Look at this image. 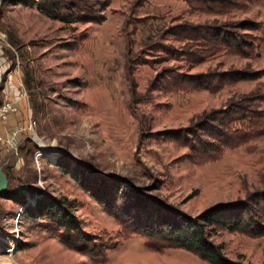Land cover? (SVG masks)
<instances>
[{"label":"rangeland","instance_id":"1","mask_svg":"<svg viewBox=\"0 0 264 264\" xmlns=\"http://www.w3.org/2000/svg\"><path fill=\"white\" fill-rule=\"evenodd\" d=\"M90 1L104 7L99 23L65 24L0 0L1 106L9 101L3 93L18 95L10 85L22 97L17 113L0 121V165L9 189L30 185L31 204L45 194L69 199L85 231L118 247L97 263L6 194L0 264H208L125 234L57 163L67 157L88 171L90 185L123 179L194 216L264 190V134L204 164L192 152L210 115L232 108L238 120L249 109L264 110V0ZM245 21L260 30L238 29ZM219 29L248 41L247 54L217 39ZM238 73L253 76L223 82ZM194 75L214 89L184 88ZM241 129L230 141L248 135ZM214 240L232 259L264 264V237L224 232Z\"/></svg>","mask_w":264,"mask_h":264},{"label":"trees","instance_id":"2","mask_svg":"<svg viewBox=\"0 0 264 264\" xmlns=\"http://www.w3.org/2000/svg\"><path fill=\"white\" fill-rule=\"evenodd\" d=\"M10 2L35 7L48 18L65 24L99 23L103 19L102 4L90 0H10ZM237 28L257 32L261 26L256 22L245 21ZM216 38L227 41L229 47L240 54H247L246 50L250 46L240 34L234 35L229 30L219 29ZM237 75V77L236 74L225 75L223 82L248 80L253 76L244 73ZM186 79L188 80L184 88L192 86L214 89L212 82L201 83L198 80L202 78L197 75L187 76ZM249 101L246 100L248 103L245 104L252 108L255 103ZM231 109L223 112L221 116L219 113L210 115L197 129L201 135L196 139L192 152L200 163L218 160L226 148H236L264 134L262 133L264 110L249 109L247 114L237 120L230 116ZM236 113L239 114V111ZM241 128L248 129V135L237 141H230V134ZM170 134L175 136L178 133L172 131ZM190 134L195 136L196 133ZM57 166L69 174L125 234L143 237L150 249L184 251L208 264H253L230 258L225 253L223 245L216 243L214 238L224 232L239 233L253 238L264 237V190L254 191L245 198L235 201L217 203L194 216L155 196L154 191H143L123 179L107 177L101 179L97 185H90L88 171L80 164L72 166L67 157L61 159ZM32 191L34 190L30 185L23 184L9 189L7 196L20 208H24V213L30 219L44 221L57 231L63 244L97 263L106 262L108 253L118 247V242L112 239L106 241L103 237L85 231L82 222L76 216L74 204L69 199L45 194L31 204L30 198L34 195Z\"/></svg>","mask_w":264,"mask_h":264},{"label":"built area","instance_id":"3","mask_svg":"<svg viewBox=\"0 0 264 264\" xmlns=\"http://www.w3.org/2000/svg\"><path fill=\"white\" fill-rule=\"evenodd\" d=\"M2 37H0V40ZM18 111V106L16 102L8 101L2 104L0 107V121L3 119H6L8 116L17 113Z\"/></svg>","mask_w":264,"mask_h":264},{"label":"crops","instance_id":"4","mask_svg":"<svg viewBox=\"0 0 264 264\" xmlns=\"http://www.w3.org/2000/svg\"><path fill=\"white\" fill-rule=\"evenodd\" d=\"M5 63H6V60H5V58L4 57H0V73H2L4 70H5V67H6V65H5ZM10 88H11V90H13V92L14 93H18V95H15V96H9L7 93H3L2 95H1V97L2 98H5L6 100H9V101H12V102H16V103H21V100H22V97H20L19 98V93L20 92H18V89H15V87H14V85H10L9 86ZM14 87V88H13ZM3 91V90H2ZM4 92H5V90H4ZM19 103V104H20ZM20 107V106H19ZM0 138H1V136H0ZM2 139V138H1Z\"/></svg>","mask_w":264,"mask_h":264},{"label":"water","instance_id":"5","mask_svg":"<svg viewBox=\"0 0 264 264\" xmlns=\"http://www.w3.org/2000/svg\"><path fill=\"white\" fill-rule=\"evenodd\" d=\"M0 107H1V100H0ZM8 191H9V180L3 168L0 165V197L4 198L5 195L8 193Z\"/></svg>","mask_w":264,"mask_h":264},{"label":"bare ground","instance_id":"6","mask_svg":"<svg viewBox=\"0 0 264 264\" xmlns=\"http://www.w3.org/2000/svg\"><path fill=\"white\" fill-rule=\"evenodd\" d=\"M38 158H41L40 156H38Z\"/></svg>","mask_w":264,"mask_h":264}]
</instances>
